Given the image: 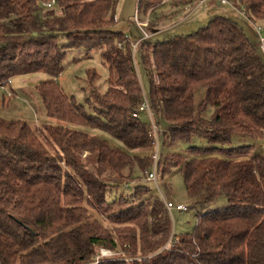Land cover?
I'll return each instance as SVG.
<instances>
[{
	"label": "trees",
	"instance_id": "16d2710c",
	"mask_svg": "<svg viewBox=\"0 0 264 264\" xmlns=\"http://www.w3.org/2000/svg\"><path fill=\"white\" fill-rule=\"evenodd\" d=\"M41 1L0 0V85L47 74L35 88L50 120L42 137L26 120L0 115V264H264V155L254 145L264 140L263 42L215 14L191 33L150 36L133 55L126 34L113 30L118 0ZM162 1L139 0L138 11ZM198 1L177 0L173 13ZM230 2L255 28L263 24L261 35L264 0ZM158 19L152 11L149 32ZM69 47L98 50L112 73L101 92L99 74L87 70V104L58 82ZM139 52L162 143L186 145L161 150V179L178 169L192 199L229 202L178 238L166 205L140 179L152 158L139 152L152 139L132 115L145 88ZM234 136L250 142L231 146ZM100 248L118 254L97 261Z\"/></svg>",
	"mask_w": 264,
	"mask_h": 264
},
{
	"label": "rangeland",
	"instance_id": "374dc122",
	"mask_svg": "<svg viewBox=\"0 0 264 264\" xmlns=\"http://www.w3.org/2000/svg\"><path fill=\"white\" fill-rule=\"evenodd\" d=\"M176 1L177 0H172L174 9L177 7ZM193 6L190 7L191 9H186L185 11L180 10L181 12H178L179 15L169 18L167 21L171 24L166 29V32L160 36V39L176 34L191 33L205 26L212 15L222 14L232 16L240 21L245 27L250 41L261 46V35L264 34V29L261 31L260 35L255 25L252 24L242 12L236 10L230 4H223L219 0H204L203 2H198L194 7ZM141 10L138 11L137 0H118L116 19L119 18V20H117V23L113 26V30L125 31L124 29L127 25L126 20H128L129 17L132 19L136 11L140 14ZM157 14L160 16L159 13ZM259 25L262 26L263 24ZM66 50L67 57L64 61L65 70L58 77V82L69 95L75 96L77 102L87 104L86 97L89 94L90 88V86H88L87 70L95 69L99 74V79L95 84L101 92L106 90L108 79L111 77L112 73L103 64V59L98 50L88 47H69ZM137 62L139 73L145 87L143 89L148 92L149 79L143 72L142 53L140 52L137 54ZM46 78L49 77L45 73L14 76L7 85H0V114L4 113L6 117H11L7 119L26 120L42 137L44 126L50 123V120L47 117L40 94L36 91L35 87L39 80ZM33 79L35 81H33ZM13 91L18 95H14ZM142 119L147 121L145 115H143ZM79 128L102 136L121 149L129 151L122 143L112 138V136L106 132L95 130L90 127ZM249 142L250 140L248 139L234 136L230 145H245ZM165 144L163 141L161 145L162 153H167L168 151L184 152L186 148L184 144L176 145L175 147H170L168 142ZM254 145L256 148L255 152L264 155V140H257L254 142ZM149 151L150 150L139 152L140 156H149ZM140 179L142 182L146 180L145 175L141 174ZM148 184L151 188L150 194L159 195L156 185H154L153 182H148ZM159 184H161V189L168 199L172 200L175 204L185 203L189 206L182 211L173 209L170 212L173 222V231L177 238L192 232L197 223V218L200 215L208 211L225 208L229 205L225 195H220L215 200L207 203L198 202L189 197L183 177L178 169H175L170 175L166 176L165 179H161L160 177ZM122 189L130 192L126 186H123Z\"/></svg>",
	"mask_w": 264,
	"mask_h": 264
},
{
	"label": "built area",
	"instance_id": "2783aa9c",
	"mask_svg": "<svg viewBox=\"0 0 264 264\" xmlns=\"http://www.w3.org/2000/svg\"><path fill=\"white\" fill-rule=\"evenodd\" d=\"M139 3V0H137ZM204 0H199L198 2H203ZM221 3L224 4H231L230 0H220ZM44 6H51L52 4L55 3V0L51 1H46L42 0L41 1ZM132 21L136 24L140 31V36L135 39L134 41H131L132 44V52L133 55L140 51V49L143 47V43L151 36L150 32L147 29L148 26V21L143 20L140 17V14L135 12ZM256 29L258 31L261 30L260 26H256ZM262 43V49L264 51V37H261ZM119 48H123L121 43H118ZM12 79L9 80L8 83H10ZM7 85V84H5ZM143 95L141 101L138 103L137 107L134 109L132 115L133 117H136L138 119H142L143 115L147 117V121L144 120L147 124L148 128V135L152 139V147L149 151V156L152 158V167L146 171L145 174V181L148 182H153L154 185H156L159 196L163 203L166 205L167 209L169 212H171L173 209L177 210H185L189 206L188 204L185 203H177L175 204L172 200L168 199L162 189H161V184H159V179L161 177V169L159 167V161L161 159V145H162V136L161 134L163 133V127L159 124V119L160 115L156 113L152 107V104L149 99V95L145 89L142 90ZM171 238L169 241L163 246V249H169L171 242ZM118 254L116 251L108 248H100L99 254L96 256L97 261L101 260L104 257H111Z\"/></svg>",
	"mask_w": 264,
	"mask_h": 264
},
{
	"label": "crops",
	"instance_id": "0c3cea01",
	"mask_svg": "<svg viewBox=\"0 0 264 264\" xmlns=\"http://www.w3.org/2000/svg\"><path fill=\"white\" fill-rule=\"evenodd\" d=\"M172 4H173L172 0H163L160 4L156 5L153 10L142 9L140 11V17L143 20H147L148 22L151 18L152 11L160 14L159 16L160 19H158V26L150 27L151 29L150 34L152 38H160V36L166 32V29L171 24L167 20L169 18L176 17L177 15H179L178 13H173L174 11H176V8L174 9ZM193 5L195 6L196 4L192 2V4L186 6L183 11H185L186 9L187 10L191 9L190 7H192ZM117 20H119V18ZM126 23L127 25L126 28L124 29L125 31L123 32L126 34L127 38L130 41H134L139 35L138 27H136V24L132 21L131 17H129L128 20H126ZM33 81L35 80L33 79ZM13 93L14 95H18L15 91H13ZM0 115L4 118L6 117L4 113ZM6 118H11V117H6Z\"/></svg>",
	"mask_w": 264,
	"mask_h": 264
}]
</instances>
